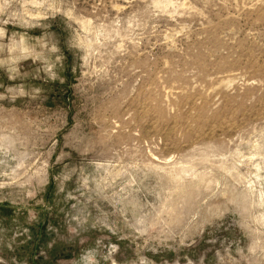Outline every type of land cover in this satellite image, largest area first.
Listing matches in <instances>:
<instances>
[{"label":"rangeland","instance_id":"374dc122","mask_svg":"<svg viewBox=\"0 0 264 264\" xmlns=\"http://www.w3.org/2000/svg\"><path fill=\"white\" fill-rule=\"evenodd\" d=\"M0 264H264V0H0Z\"/></svg>","mask_w":264,"mask_h":264}]
</instances>
